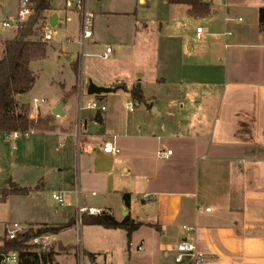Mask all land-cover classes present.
Wrapping results in <instances>:
<instances>
[{
  "label": "crops",
  "instance_id": "obj_1",
  "mask_svg": "<svg viewBox=\"0 0 264 264\" xmlns=\"http://www.w3.org/2000/svg\"><path fill=\"white\" fill-rule=\"evenodd\" d=\"M62 1L52 0L53 9L47 13L49 20L57 13L56 26L63 22V13L67 22L73 20L69 13L72 7L66 6L68 0ZM140 3L148 7L134 10L136 23L132 36L113 33L117 49L108 44L106 49L112 48L110 57H102L106 50L100 55L114 64L122 62V66L106 69L91 66L85 70L83 55H74L71 66L75 78L66 99L60 102L64 116L53 119L56 126L47 131L32 130L17 138L10 133L3 137L16 140L21 135L39 134L47 139L56 135L64 141L71 139L76 151L73 124L90 81L97 86L116 88L105 95H96L101 102L123 92L128 98L127 104L132 103L135 100L131 89L139 85L144 103L156 116H163L165 112L168 116L170 111L161 110L152 100L155 96L149 100L145 85L153 83L167 88L176 119L171 116L168 121H143L140 118L148 109L132 118L117 109L109 112L104 105L106 109L98 117L101 121L96 120L97 111L90 119L109 130L103 134L84 132L74 184L61 193L67 202L63 205L65 210L59 213L55 207L52 211L37 200L34 206L23 211L21 225H57L75 219L74 188L78 183L86 195L83 205L107 211L119 221L130 215L144 223L130 241L126 230L103 226L98 229V235L105 241L101 239L96 246L89 244L88 248L82 241L84 252L97 264H113L107 259L100 260L103 257L100 254L112 252L119 239L120 243L127 240L130 255L157 247L158 252H163L159 264H175L176 245L184 240L194 243L206 256L204 264H264V25L261 27L259 22V9L264 7V2L254 5L252 23L247 25H241L242 17L231 14L228 3L219 14L210 1V13L197 17L191 14L188 4H171L168 0H140ZM109 13L104 12L103 16ZM78 17L80 21L79 13ZM199 21L210 22L212 26L203 28L204 33L198 37L197 28L201 27L198 25L197 40L204 36L222 38L192 46L189 35L193 24ZM7 22L11 23L14 33L2 39L0 59L4 55L5 40L17 34L15 18ZM232 22L240 26L236 32L228 29ZM213 26L221 32H213ZM67 42L71 43L72 38ZM81 80L84 81L82 93L77 89ZM118 81H122L120 87L116 84ZM25 93L18 94L21 104L30 103L25 100ZM46 107L45 112L40 108L43 117L53 114L57 106ZM69 113L74 114L73 118ZM88 121L85 120L84 128L88 127ZM108 141L118 147V153L104 151L103 145ZM168 149L173 150L169 158L159 156L160 150ZM37 192L30 191L25 196ZM126 193L130 194L129 207L124 202ZM13 196L9 195L5 203ZM10 223L0 222L1 236ZM72 229L75 224L67 230ZM64 232L52 234V238L55 240ZM139 245L143 247L140 251Z\"/></svg>",
  "mask_w": 264,
  "mask_h": 264
},
{
  "label": "rangeland",
  "instance_id": "obj_2",
  "mask_svg": "<svg viewBox=\"0 0 264 264\" xmlns=\"http://www.w3.org/2000/svg\"><path fill=\"white\" fill-rule=\"evenodd\" d=\"M60 1L62 0H58V2ZM210 1L212 2L213 8L219 12V14L225 10V3L230 4L231 14L243 18L241 25L251 24L254 5L264 2V0ZM86 4L87 9L94 13L95 18L93 28L94 36L91 40L87 41L84 48L78 43L81 32V22L78 17L79 11L75 8H69V13L72 15L73 20L67 22L64 13L61 15L63 17L61 25L55 28L52 27L51 29L53 40L49 41L47 56L43 59L33 61L32 63V69L37 79L33 88L24 95L25 100L30 102L28 104L30 106L32 119L43 117L41 116V110L45 112L47 109L46 106L55 108L63 99H66V94L70 90V86L75 78V71L71 66L74 55H83V60L85 59V70H88L91 66L99 69L116 67L119 64L122 66V62L114 64L110 60H103L100 55L106 50L108 44H111L115 50L117 49L115 46L117 40L112 37L113 33L123 32L126 35L128 34L130 38L133 34L132 28L136 23V16L133 14L134 10L137 9L141 11L148 7V5L140 3V0H86ZM150 4L152 5V1ZM19 8L20 0H0V48L2 39L10 37L14 33V28L3 27L2 23L4 20L17 19L19 17ZM104 12L111 13L107 14V16H103ZM118 12H129L130 14H117ZM21 22H19V24ZM198 25L205 29H207L209 25L210 27L212 26L210 22H195L189 35V39L193 42L192 46L197 47L198 44L222 38L219 36H204L201 40H197L195 32ZM228 29L236 32L240 29V26L232 22L230 26H228ZM212 30L213 32H221V29H217L214 26ZM69 38H72L71 43L67 42ZM88 53L91 55H88ZM145 86V91L149 100L152 99L151 96H155L157 99L154 101L155 98H153V102L157 104L161 110L164 111L165 109V111H170V115L167 116V112H165L163 116H156L153 112L151 113L147 104L133 100H131V102L134 105L136 104L134 109L135 112L130 113L127 104L128 98L123 92L117 97H110L103 102L99 101V104L100 106L106 105L109 112L117 109L121 111L125 117L132 118L136 115H140L138 114L140 111H146V109H148V113L140 118L143 121H168L172 119L171 116H173V119H176V114L173 112L174 106L173 103L169 101L167 88L158 87L153 83H149ZM77 89H80L79 82L77 84ZM35 98H45L47 101L46 105L40 107L41 110L39 109V112L36 113L31 105ZM94 100L98 101L96 95L85 93L81 99V103L83 106H86L88 102ZM179 106L180 105H178V107ZM176 112L179 113L178 109H176ZM95 113V110L89 109H84L81 112V118L83 120L82 130L88 134H103L108 132V128H104L101 123H95L90 119ZM73 115V113H69L68 116L73 118ZM49 116H52L50 126L54 128L56 125L53 119H56V117L60 118L61 116H55L53 114ZM86 119L89 120L88 127L84 128ZM75 123L73 124L74 127ZM13 145H15L16 148H13ZM78 154L75 151L71 139L67 138L66 141H64L56 135L50 136V138L47 139L39 134L21 135L16 140H7L5 137H2L0 140V168L2 170L0 178H4V181L11 178L20 186L30 187L32 192H38L35 193L36 195L32 193L30 197L25 195H14L6 203L0 202V222L8 221L11 223L18 222L23 224V211L30 208L31 205L34 206L37 200L49 207L52 211H54L55 207H58L59 213L65 210L66 206L57 203V201L52 198V194L64 193L65 190H68V186H71L72 183L74 184V169L77 166ZM5 186H7L6 182L1 185L0 188ZM23 226L27 229L34 230L41 227L34 224ZM98 229L103 228L101 226L91 227L82 224L80 232L85 248H88L89 244L96 246L97 243L101 242L102 238L98 235ZM2 232L3 225L0 224V236ZM56 240L61 241L62 244L67 246L62 245ZM102 240L105 241V238ZM120 241L119 239L117 244L115 243V248L112 252L106 253L105 255L99 253L103 256L100 260L107 259V261L113 264H159L162 261L163 252H158L157 247L156 249H152V251L144 250L134 252L130 255L127 250V240L124 239L121 243ZM46 243V250L54 249L59 252L55 258L56 262L60 264H76V251L78 250V246L75 229L65 230V232L56 237L55 240L54 238H50ZM36 246V251L40 253L42 246ZM85 256L90 260L86 253Z\"/></svg>",
  "mask_w": 264,
  "mask_h": 264
},
{
  "label": "trees",
  "instance_id": "obj_3",
  "mask_svg": "<svg viewBox=\"0 0 264 264\" xmlns=\"http://www.w3.org/2000/svg\"><path fill=\"white\" fill-rule=\"evenodd\" d=\"M33 13L29 18L18 25L17 34L12 39L4 42V55L0 59V140L12 132L26 134L32 130L47 131L53 129L50 126L52 116L29 117V105L21 104L18 94L21 90L30 91L36 81V76L30 68V63L40 60L47 55V41L43 39L42 24L48 19L47 13L53 9L52 0H30ZM171 4H188L191 6L193 16H206L211 11L209 0H168ZM260 26L264 25V7L259 9ZM120 87V86H119ZM131 96L137 102H144L142 90L139 85L131 89ZM7 186L0 188V202H5L9 195H28L30 187H22L12 179H7ZM124 202L130 206V194H124ZM75 219L67 223L50 225L42 224L38 229H29L19 233L15 239L0 237L3 244L0 246V255L11 251L19 253V264H53L59 254L54 249L36 251L37 246L29 244L34 237L50 233L59 234L71 228ZM83 225H100L109 229H124L129 241L132 234L144 223L134 220L127 215L123 220H117L107 211L97 215H84ZM65 249V248H64ZM93 258V255H90Z\"/></svg>",
  "mask_w": 264,
  "mask_h": 264
},
{
  "label": "built area",
  "instance_id": "obj_4",
  "mask_svg": "<svg viewBox=\"0 0 264 264\" xmlns=\"http://www.w3.org/2000/svg\"><path fill=\"white\" fill-rule=\"evenodd\" d=\"M86 0H68L66 1L67 7L75 8L79 11L80 16V22H81V32L79 35V44L82 48H84L86 41L88 39H91L93 37V28H94V13L89 11L86 6ZM33 13L31 8V1L30 0H20V8L18 13V18L15 19L16 25L18 27L19 22L25 21L29 18V16ZM241 20V18H238ZM4 27H11V23L5 21L3 23ZM43 39L45 41H49L52 39L53 34L51 33L52 26L49 22V19H47L41 26ZM204 33V30L202 27L197 28V35L200 37ZM231 35L232 33H228ZM112 52V48L108 47L106 49V52L102 55L104 59H107L110 57V54ZM84 54V53H83ZM117 85H121L122 81H118L116 83ZM80 92L82 93L84 89V81L81 80L79 82ZM45 99H35L34 100V107L33 110L38 112L40 109V105L42 103H45ZM84 109L89 110H95V111H104L106 107L104 105L99 104V100L90 101L87 103L86 106L80 105V112L79 116L76 120L73 137L75 138V146H76V152H78L81 149V139L84 135V131L82 130L83 127V120L81 118V112ZM128 109L130 111H133L135 109V105L132 103L128 104ZM33 132V131H31ZM13 137L17 138L21 133L20 132H12L10 133ZM28 134V133H26ZM103 149L106 153L110 154H116L119 152L118 147L112 142L108 141L104 143ZM173 154V150H160L159 156L162 158H169ZM1 171V168H0ZM74 193L77 198V204H76V214H75V230H76V236H77V246L78 250L76 251L77 255V261L78 264H97L91 260H88L85 256V252L82 246V237H81V226H82V220L84 215H97L100 214L102 211L100 209L90 207L83 205V199L86 197V195L82 192L81 188L79 187L78 183H76L74 188ZM93 195L96 193L93 192ZM1 196V195H0ZM52 198L57 201L60 205H65L66 201L64 196L61 193H53ZM209 210V209H208ZM25 226L21 225L20 223L14 222L6 225L5 228V238L7 239H15L19 233H23L28 231ZM52 238V234L46 233L37 237H34L32 240L29 241V244L33 245H41L42 250H46V242ZM3 244V241L0 240V246ZM142 245L137 246V250H142ZM20 260L19 253L17 251H11L8 253H3L0 255V264H18ZM207 260L206 256L199 252L196 248V245L192 243L189 240H184L179 242L176 245L175 252L173 255V261L175 264H204V262Z\"/></svg>",
  "mask_w": 264,
  "mask_h": 264
},
{
  "label": "water",
  "instance_id": "obj_5",
  "mask_svg": "<svg viewBox=\"0 0 264 264\" xmlns=\"http://www.w3.org/2000/svg\"><path fill=\"white\" fill-rule=\"evenodd\" d=\"M51 26L53 28L56 27V25L58 24V15L57 13H54L52 15V17L49 20ZM116 90V88L108 86V87H103V86H97L96 84H94L92 81L89 82L88 87H87V93L89 95H101L104 93H108V92H112ZM24 91L21 90L20 94H23ZM63 103H60L54 110H53V114L55 115H59V116H64V111H63ZM98 117H101V112L97 111L96 113V120L97 121H101V119ZM5 183V181L3 179L0 178V186L3 185Z\"/></svg>",
  "mask_w": 264,
  "mask_h": 264
}]
</instances>
